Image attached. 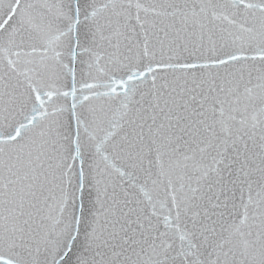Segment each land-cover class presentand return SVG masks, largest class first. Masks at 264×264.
I'll return each instance as SVG.
<instances>
[{
	"label": "snow or ice",
	"instance_id": "snow-or-ice-1",
	"mask_svg": "<svg viewBox=\"0 0 264 264\" xmlns=\"http://www.w3.org/2000/svg\"><path fill=\"white\" fill-rule=\"evenodd\" d=\"M0 264H264V0H0Z\"/></svg>",
	"mask_w": 264,
	"mask_h": 264
}]
</instances>
